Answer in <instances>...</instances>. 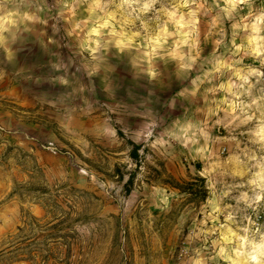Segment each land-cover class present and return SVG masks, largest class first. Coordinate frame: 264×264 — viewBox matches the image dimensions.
I'll use <instances>...</instances> for the list:
<instances>
[{
    "label": "rangeland",
    "instance_id": "rangeland-1",
    "mask_svg": "<svg viewBox=\"0 0 264 264\" xmlns=\"http://www.w3.org/2000/svg\"><path fill=\"white\" fill-rule=\"evenodd\" d=\"M0 264H264V0H0Z\"/></svg>",
    "mask_w": 264,
    "mask_h": 264
},
{
    "label": "trees",
    "instance_id": "trees-1",
    "mask_svg": "<svg viewBox=\"0 0 264 264\" xmlns=\"http://www.w3.org/2000/svg\"><path fill=\"white\" fill-rule=\"evenodd\" d=\"M138 148V146L137 145H134V147L132 148V150H131V152H130V156L132 157V158H136V156H137V152H136V149ZM191 189V188H190ZM202 192H203V194H204V192H205V189L204 188H202Z\"/></svg>",
    "mask_w": 264,
    "mask_h": 264
}]
</instances>
